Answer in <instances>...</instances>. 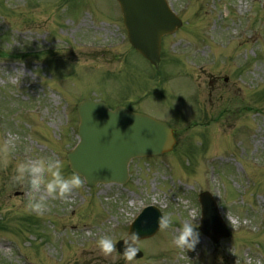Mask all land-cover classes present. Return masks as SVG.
Returning <instances> with one entry per match:
<instances>
[{"label": "rangeland", "instance_id": "rangeland-1", "mask_svg": "<svg viewBox=\"0 0 264 264\" xmlns=\"http://www.w3.org/2000/svg\"><path fill=\"white\" fill-rule=\"evenodd\" d=\"M183 27L162 39L156 72L127 43L113 0H0V264H264V0H167ZM227 81H224V79ZM169 125L174 151L134 160L125 186L83 184L28 207L17 166L76 144L81 100ZM209 192L230 237L173 243ZM43 194V193H42ZM147 206L170 216L129 261L123 239Z\"/></svg>", "mask_w": 264, "mask_h": 264}, {"label": "water", "instance_id": "water-1", "mask_svg": "<svg viewBox=\"0 0 264 264\" xmlns=\"http://www.w3.org/2000/svg\"><path fill=\"white\" fill-rule=\"evenodd\" d=\"M130 45L157 68L162 36L174 33L181 25L165 0H116ZM79 117L78 143L67 154L68 168L78 172L89 187L97 184L123 185L128 179L131 159L169 153L175 145L169 127L150 117L118 107L110 111L103 102L83 100L76 106ZM200 232L217 243L228 237L217 206L207 193L199 196ZM160 213L146 208L130 226L128 236L117 244L125 255L129 243L149 238L159 229ZM138 233V238L130 234ZM126 256V255H125ZM141 253L137 252L135 258Z\"/></svg>", "mask_w": 264, "mask_h": 264}, {"label": "clouds", "instance_id": "clouds-1", "mask_svg": "<svg viewBox=\"0 0 264 264\" xmlns=\"http://www.w3.org/2000/svg\"><path fill=\"white\" fill-rule=\"evenodd\" d=\"M13 180L24 182L27 180L32 196L29 199L28 207L34 211L41 212L47 205V197L67 198L75 189H79L85 182L78 172L65 175L64 166L58 159L36 158L27 163H20L16 169ZM43 193V194H42ZM159 227L169 229L173 226L170 216H160ZM200 225L197 222H185L174 236L173 243L184 252L195 251L201 240ZM132 238L139 239L138 233L130 234ZM97 246L105 254H111L116 243L108 236H102L97 241ZM139 249L129 243L125 249V255L131 261Z\"/></svg>", "mask_w": 264, "mask_h": 264}]
</instances>
